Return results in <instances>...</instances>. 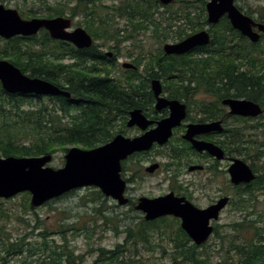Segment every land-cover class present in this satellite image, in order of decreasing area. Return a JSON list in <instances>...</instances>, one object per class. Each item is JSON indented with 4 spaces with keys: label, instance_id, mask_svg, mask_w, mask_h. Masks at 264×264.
Here are the masks:
<instances>
[{
    "label": "trees",
    "instance_id": "trees-1",
    "mask_svg": "<svg viewBox=\"0 0 264 264\" xmlns=\"http://www.w3.org/2000/svg\"><path fill=\"white\" fill-rule=\"evenodd\" d=\"M73 1L64 0L54 5L46 3L44 12L31 8L20 13L25 18L69 16L74 19L83 16L85 28L95 41L91 49L78 50L70 43L52 39L46 30H42L37 36L6 40L4 49L0 50V59L12 62L30 77L50 81L72 95L70 98L10 95L3 90L0 82V154L3 157L53 155L59 151L68 152L74 146L93 149L108 143L117 131L120 132L118 121L123 120L122 126H125L129 112L136 107L143 108L142 103L132 98L133 93H139L141 100L152 108L154 99L150 83L144 80L148 76L166 79L167 89L175 98L189 99L206 90L219 98L245 97L264 108V51L261 49L264 35L260 42L252 43L224 18L219 24L210 26L212 42L209 46L183 56H166L162 49L149 55L140 54L136 57L140 62L136 64L139 68L142 66L147 77H137L140 84H136L133 74L138 70H128L131 75L126 77L125 82L131 85H122L106 81L117 66L116 59H103L105 54L99 48H119L123 42L136 39L144 31L152 32L159 37L161 44L165 43L169 33L161 32L162 22L158 18L162 16L160 1L119 0L111 6L105 5L104 0ZM177 1L179 8L170 11L167 24L169 30L176 27L175 34L181 41L202 30L208 22L206 15L200 21L199 15L186 5L192 1ZM206 3V0L202 2L203 14ZM170 9L172 5L166 6L167 12ZM244 13L252 17L251 12ZM116 17L126 20V25H113ZM256 20L264 24V6ZM175 21H184L191 32L187 33L180 27L183 23L176 26ZM98 40L102 44H98ZM66 57L78 59H75L77 62L65 63L64 60H71ZM217 83H222L219 89ZM35 100L37 104H34ZM253 128L257 130L255 138H249L247 131L236 132L237 140H242L236 146L242 150H254L255 156L260 159L264 157V143H259L256 138L259 137L258 132L264 134V124ZM245 135L249 139L245 140ZM252 186V189L246 187L237 192L238 200L243 201L242 209L249 208L247 204L254 201L252 197L256 191L264 190V178L254 181ZM96 194L103 196L100 191ZM245 196L249 199L244 200ZM99 210L104 218V210ZM4 217L0 213V219ZM106 218L104 220L111 219ZM66 226L60 227L57 232L46 230L39 233L41 239L34 243L28 241L27 236L12 240L5 226H0V264H9L11 259L18 260V264H82L83 256L75 255L76 251L68 248L67 234L73 232L88 239L90 229L86 226ZM232 228L237 233L252 229L255 234L251 239L244 236L239 243L231 242L229 251L235 250L238 262L225 260L219 264H264V236L256 232L258 228L253 221L245 218L234 223ZM54 234L61 238V244L52 238ZM125 234L124 242L113 249L91 250L90 253L97 254L91 264H145L140 250L151 252L161 247L154 243L157 234L159 237L168 236L173 242L174 251L170 257L176 264H210L200 251L206 244L194 245L179 219L163 217L146 221L141 217L138 223L125 229ZM214 235L222 238L219 226H215Z\"/></svg>",
    "mask_w": 264,
    "mask_h": 264
},
{
    "label": "water",
    "instance_id": "water-1",
    "mask_svg": "<svg viewBox=\"0 0 264 264\" xmlns=\"http://www.w3.org/2000/svg\"><path fill=\"white\" fill-rule=\"evenodd\" d=\"M6 1V0H2ZM173 0H160L169 5ZM236 0H209L206 4L208 24H218L227 16L234 30L239 31L252 43H258L264 35V24L244 14L236 5ZM72 28V19L66 17L24 19L17 9L6 8L0 3V38L10 40L17 36L32 37L45 29L54 40L66 41L78 49L91 48L94 44L92 36L86 29ZM211 35L208 30H201L189 37L163 46L164 54L185 55L197 47L209 45ZM125 68H133L132 64H124ZM0 82L4 91L12 95H34L52 97H70L71 94L59 86L41 78H33L23 73L8 60H0ZM152 89L157 98L156 108H171V116L157 122V126L148 129L152 121L135 109L130 112L129 127L137 126L144 133L135 138L122 134L115 136L110 142L93 149L74 146L65 155L63 168L54 169L48 164L53 155L34 157H0V198L10 199L28 192L31 194L30 205L41 207L72 191L87 187L98 189L102 195L111 198L120 206L129 204L126 197L128 184L122 177L123 161L138 152L149 151L154 144L164 145L172 137L173 129L185 118V105L178 100H169L162 96L163 88L160 80L152 82ZM224 104L229 105L234 114L257 116L262 113L260 105L246 99L228 98ZM216 126V129L214 127ZM219 124L190 125L185 136L195 149L207 151L218 159L224 158V152L213 143L196 141L194 135L217 130ZM159 163L148 166L146 171L154 173ZM200 168L192 167L191 170ZM232 182L235 185L249 184L257 178L255 172L243 160L237 159L230 168ZM228 198L220 200L209 208L195 206L185 197L174 193L155 198L141 197L135 206L144 214L146 221L172 216L181 220V227L196 246L207 243L214 233L212 221L219 219L221 210L227 205Z\"/></svg>",
    "mask_w": 264,
    "mask_h": 264
},
{
    "label": "rangeland",
    "instance_id": "rangeland-1",
    "mask_svg": "<svg viewBox=\"0 0 264 264\" xmlns=\"http://www.w3.org/2000/svg\"><path fill=\"white\" fill-rule=\"evenodd\" d=\"M63 1L64 0H8L0 1V3L4 4L6 8L17 9L19 12L24 13L31 10V8L44 12L43 8L46 3L54 5ZM187 1H192L186 5L191 7L195 15H199L200 21H203V17L205 15L207 16L206 12L203 14V11H201L203 7L202 2L204 0ZM207 1L209 0H206V2ZM72 2L74 3L73 0ZM118 2L119 0H104V4L108 6ZM170 5H172V9L167 12L166 6L161 4L162 7L160 8V12L162 16H158V18H161L162 22L161 32L169 33V39L165 43H176L179 41L175 34V32H177L176 27L169 30L167 19L169 20L171 17L170 11L178 9L180 3L174 0ZM236 5L241 7L243 12H251L252 17L257 19L258 12H260L261 8L264 6V0H236ZM24 19L31 18L24 17ZM74 23L75 27L85 28V18L83 16L75 18ZM114 24L119 27H124L126 25V20L116 17L113 25ZM175 25H181L180 27L185 29L187 33L191 32L190 26L184 21H175ZM206 28L207 26H204L203 29ZM162 35L163 34L160 35V38L163 37ZM5 42V39L0 38V50L4 49ZM97 43L102 44V41L98 40ZM165 43L161 44L159 37L154 36L150 31H144L138 34L136 39L123 42L119 47L120 59L117 61L118 64L114 69V74H122L123 68L121 64L132 62L131 59L140 54L149 55L151 53H157L159 49L163 48ZM261 49L264 51V40ZM103 50L105 52H110L108 47H104ZM37 103L38 102L35 100L34 104ZM125 129L129 135L137 133L134 128L131 130ZM261 132L257 133L259 137L256 139L259 143H264V134ZM160 153L158 151H153L143 159L128 158L127 161L123 163V166L128 169L124 173L125 177L132 180L126 192V197L132 198L136 204L141 197L155 198L171 191V183L169 182V176L166 171L161 169L159 172L149 175L144 170V167L149 166V161H166L167 157ZM66 154L67 152H56L53 160L48 166L54 169L63 168L66 162ZM247 154L248 152L244 151V154H240L241 156L237 154V157L246 159L250 165L253 164L255 166L258 172L261 173V176H264V157H260L259 159L255 156L254 150L253 152L250 150L249 155ZM0 157L3 156L0 154ZM185 173H187L185 178L195 184L202 177V175L196 172L188 173L187 170H185V172L183 170V174ZM97 191L99 190L94 187L78 189L38 208L31 207V195L28 192L18 194L10 199L0 198V213L5 216L3 220L0 219V226H5V230L12 240L27 236V240L33 243L40 241L41 238H39V233L46 230L57 232L60 227L69 224L74 225L75 228L86 226L90 229L89 232L91 236L87 239L84 235L77 236L74 235L73 232H68V248L75 250V255L83 256L81 261L82 264H91L96 258V252L99 248L113 249L118 243H123L126 237L125 229L129 226H134L140 221L141 217L144 218V214L135 210V208L129 205L120 206L111 198H107L104 195L102 197L98 196L96 194ZM189 191H191L190 194H192L195 204L201 206L207 203L206 196L208 197L210 193L207 192L205 196H203L202 191L193 189ZM239 198L238 196L235 198L234 209L227 208L222 214V218L219 222L213 223L214 226H219V235L222 238L213 235L206 243L205 247L200 249L203 255L207 257L210 264H219L225 260H232L235 263L238 262L239 259L235 250L229 251L231 242L234 244L239 243L244 239V236L248 239L254 236L255 230L252 229L249 232L246 231V233L235 232L232 228L234 223L243 221L245 218L249 221H253L254 226L258 228L256 232L264 236V190L255 192V195L252 197L255 198L254 201L247 204V207H249L248 209H242L243 207L241 204L243 201H239ZM248 199V196H245L244 200ZM97 208L103 209V213L106 214L104 216L107 218L111 217V219L104 220L105 217L103 218V216H101V212ZM106 209L108 212H106ZM115 228H117V231ZM52 238L55 239L57 243L61 244V238L57 234L52 235ZM154 243L161 247H157L151 252H147L144 249L140 250L143 253L142 261H144L145 264H176L170 257L174 251V244L172 241L170 242L168 236L159 237L157 234ZM151 245H154L153 242H151ZM94 249L96 252L94 254L90 253V251ZM9 261V264H18V260L16 259H11Z\"/></svg>",
    "mask_w": 264,
    "mask_h": 264
},
{
    "label": "flooded vegetation",
    "instance_id": "flooded-vegetation-1",
    "mask_svg": "<svg viewBox=\"0 0 264 264\" xmlns=\"http://www.w3.org/2000/svg\"><path fill=\"white\" fill-rule=\"evenodd\" d=\"M206 13H207V9H206ZM224 18L228 19L227 16H224L221 18V20ZM74 20L75 18L74 19L72 18L73 27L71 30H75L76 28H79L78 26L76 27L74 26L75 25ZM207 22H208V14H207ZM210 26H211L210 24L207 25L208 31H209ZM211 42H212V35H211ZM209 45H206V46H209ZM206 46H202V47H206ZM104 47H108V46H101L99 48V50H101L105 54L104 57L102 58L110 59V60L116 59V65H117L118 64L117 61L120 59V52H119L120 49L116 47L115 48L108 47L110 49V52H105L103 50ZM75 48L78 49L77 47ZM91 48H88V49H91ZM197 48H201V47H197ZM78 50H85V49H78ZM194 50H192L191 52H193ZM170 56H179V55H170ZM66 59H71V60H64L65 63H68L70 61L73 63V62H77L75 59H78V58L77 57H66ZM131 61L132 62L127 63V64H132L133 68H125L124 64L126 63H123L121 64V67L123 68L122 74L116 75L114 74V70H113V72L110 73V77L106 81L109 80V81H113L114 83L117 82L122 85H125L123 83H126V85H131L130 82H125L126 77L131 75L130 73H127V71L128 70H132V71L138 70V73L133 74V76L136 77V84H140V80L138 78L140 76L145 78L147 77V74L142 70V66L139 68L136 64L140 62V59H137L135 57V58H132ZM33 78H38V77H33ZM144 80L145 82L150 83V92L152 93V96L154 99L153 106L151 108V105L144 103L141 100V95L139 93H133L132 98L135 101L142 103L143 108L136 107L132 109L131 111L137 108L142 110V113L147 118V120L153 122V124L148 127L149 130L155 128L157 126L158 121L170 117L172 113L170 106L164 109H159V110L156 108L157 98L152 89V82L154 80L161 81L162 88H163V93H162L163 97L169 100H178L180 103L186 106L185 107V118L182 120L179 126L173 129L172 137L169 139V141L166 144L164 145L154 144L153 147L149 151H145L148 154L138 156V154L145 153V152H138V153L133 154L129 158L131 159H136V158L141 159L142 158L143 159L145 156H148L153 151H156V152L158 151L159 153L162 151L161 153L167 157L166 161L165 162H157L156 160L149 161L148 162L150 163L149 166L152 164L159 163L160 167L158 170H156L154 173L151 174L146 171V169L148 168V166H146L144 167L145 172L149 175H153L156 172H159L161 169L166 171L169 176V182L171 183V191L169 193H174L178 197H185L188 201L192 202L195 206L199 208H202V209L209 208L210 206L217 204L220 200L224 198H228L227 205L221 210L219 214V219L217 221H212V223H218L219 220L222 218V214L224 213L225 210H227V208L234 209L235 198L237 197L238 191H242L246 187H249V189H252L253 188L252 183L254 181L259 180V179L261 181V177L264 178L263 176H261V173L258 172L257 169L255 170V166L253 164L250 165L246 161V159H241L240 157H237V154L239 155L244 154V151H247L248 152L247 155H249V151L247 149L242 150L241 148H238L236 146L238 142L239 143L242 142V140H239V139L237 140V136H236L237 131L249 132L250 133L249 138H251V136H253L254 138L256 137L257 130L254 129L253 127H260L264 124V108L259 103L253 101L256 104L260 105V107L262 108L261 114L257 116H244V115L234 114L232 112L231 107L229 105L224 104V100L228 98H233V99L241 98V99H246V100H249V99L245 97L219 98L217 94L212 93V92H207L206 90H202L198 94L196 93L193 97L189 99L188 98H175L174 94L168 91L166 79H164L163 77L156 78V77L148 76ZM217 85H218L217 89H219L222 83H219V84L217 83ZM70 97H66V98H70ZM249 101H252V100H249ZM130 112L125 122V126H122L123 120L118 121L121 125L120 132L117 131V134L115 136L122 134L125 137L135 138L144 133V131L141 130L137 126H134V127L128 126V121L130 119ZM215 123L219 124L217 130H215L216 126L214 125L215 129H212L211 131L207 133L196 134L194 135L193 139L196 141L213 143L214 145L218 146L224 152L223 159H218L217 157L210 155L207 151H198L197 149L194 148L193 144L185 138L190 125L192 124L203 125V124H215ZM125 128H127V130L128 129L131 130L134 128V130H136L137 133L133 135H129L126 132ZM247 136L245 135L243 138H246ZM249 138H246L245 140ZM25 157H29V156H25ZM237 159L245 161L251 167V169L255 172V174L257 175V178L254 181H252L249 184H240V185H235L232 182V175L230 172V168L234 164L235 160ZM196 166H199L200 168L191 170L192 167H196ZM127 170H128L127 167L123 166L122 177L126 180L128 184V187H127V190H128L129 184L132 182V180L125 177L124 173ZM183 170L184 172L185 170H187L188 173L196 172L197 174L202 175V177L195 184L192 181H188V179L185 178V175H187V173L183 174ZM190 189L202 191L203 196H205L207 192L210 193V195L207 194L208 197L206 196L207 203L201 206L195 204L194 203L195 200L193 199L192 194H190L191 192L189 191ZM165 195H162V196H165ZM129 199H130L129 206L135 208L136 202L132 198H129ZM167 217H172V216H167ZM176 219H179V218H176ZM180 224H181V220H180Z\"/></svg>",
    "mask_w": 264,
    "mask_h": 264
},
{
    "label": "bare ground",
    "instance_id": "bare-ground-1",
    "mask_svg": "<svg viewBox=\"0 0 264 264\" xmlns=\"http://www.w3.org/2000/svg\"><path fill=\"white\" fill-rule=\"evenodd\" d=\"M241 99V98H240ZM180 101H181V99H180ZM138 109V108H137Z\"/></svg>",
    "mask_w": 264,
    "mask_h": 264
}]
</instances>
